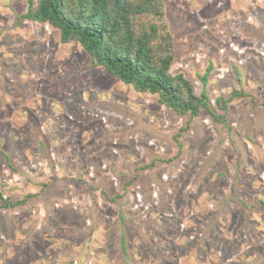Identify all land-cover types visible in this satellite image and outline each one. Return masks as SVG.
<instances>
[{
  "label": "rangeland",
  "instance_id": "rangeland-1",
  "mask_svg": "<svg viewBox=\"0 0 264 264\" xmlns=\"http://www.w3.org/2000/svg\"><path fill=\"white\" fill-rule=\"evenodd\" d=\"M159 2L170 74L224 123L0 0V264H264V0Z\"/></svg>",
  "mask_w": 264,
  "mask_h": 264
},
{
  "label": "trees",
  "instance_id": "trees-1",
  "mask_svg": "<svg viewBox=\"0 0 264 264\" xmlns=\"http://www.w3.org/2000/svg\"><path fill=\"white\" fill-rule=\"evenodd\" d=\"M27 2L21 18L57 29L63 44L76 41L92 66L102 67L136 92L157 94L160 102L177 114L193 117L204 109L214 121L225 122L223 114L212 111L204 89L194 95L181 74H170L172 40L162 24L159 0H37L35 5L33 0ZM139 14L148 18L136 31L134 17ZM208 72L209 69L202 76L203 84ZM215 101L225 109L226 99L218 97ZM3 206L10 205L4 202Z\"/></svg>",
  "mask_w": 264,
  "mask_h": 264
},
{
  "label": "built area",
  "instance_id": "built-area-1",
  "mask_svg": "<svg viewBox=\"0 0 264 264\" xmlns=\"http://www.w3.org/2000/svg\"><path fill=\"white\" fill-rule=\"evenodd\" d=\"M88 264H90V263H88Z\"/></svg>",
  "mask_w": 264,
  "mask_h": 264
}]
</instances>
